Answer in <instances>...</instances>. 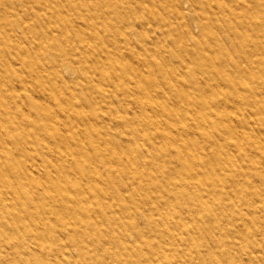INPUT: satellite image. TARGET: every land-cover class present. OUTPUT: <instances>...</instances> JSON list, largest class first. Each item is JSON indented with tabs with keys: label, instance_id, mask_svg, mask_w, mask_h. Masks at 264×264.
Segmentation results:
<instances>
[{
	"label": "rangeland",
	"instance_id": "obj_1",
	"mask_svg": "<svg viewBox=\"0 0 264 264\" xmlns=\"http://www.w3.org/2000/svg\"><path fill=\"white\" fill-rule=\"evenodd\" d=\"M0 55V126L41 177L0 185L24 215L0 212V264H264V0H0ZM32 103L82 138L76 171L27 156Z\"/></svg>",
	"mask_w": 264,
	"mask_h": 264
},
{
	"label": "bare ground",
	"instance_id": "obj_2",
	"mask_svg": "<svg viewBox=\"0 0 264 264\" xmlns=\"http://www.w3.org/2000/svg\"><path fill=\"white\" fill-rule=\"evenodd\" d=\"M120 57L122 58L121 61V74H124V78H128L130 81L134 80L136 77L138 78H143L144 71L137 72V69L133 66L132 60H127L125 58V55L119 52ZM1 56V55H0ZM1 61L5 63V59L1 58ZM150 72V70H149ZM28 74H31L28 72ZM10 76L9 74L6 75L4 73H0V93L5 94L7 91L10 92L12 100L8 103H2L3 107L5 110L1 111L0 110V119L6 120L9 119L10 116H15L16 114V109H13L12 111H9L7 108L9 107H14L16 108L17 105V99H16V91L13 87L10 86ZM30 102H33L30 100ZM35 107H39L43 109V114H41L43 121H42V128H44V133H43V139L44 141H41L38 134L33 131L32 129V121L31 119H28L26 117V121L28 124L31 125V128L26 129L22 132V134L19 136V140L21 141V144L23 147H27L28 154L27 156L29 158H35V157H41L43 161H45V157L42 154V151L39 149L38 142H44L43 143V148H45L49 152H56L59 149L63 150L65 154H69L74 157V161L70 163L71 168L73 171H76L75 164L79 163V158L83 152L82 149V140L81 137L79 136H70L68 133L64 132L61 129H56L55 126L53 125V115L48 110L47 107H45L42 104H36L32 103ZM68 108H70L69 105H67ZM66 107V108H67ZM64 109V112L69 116L68 118H65L62 120V123L64 126L69 127L70 129L75 130L76 133H78V121L76 120L75 114H73L71 109L67 110ZM52 117V118H51ZM51 119V120H50ZM152 121V119H151ZM14 122H18V119H14ZM210 135H208L206 138H208ZM13 134L12 131L6 126H0V185L4 183L10 184L12 189L14 191H17L18 189V183L14 180L12 171L14 167H18L20 170L19 176L22 178L20 185L24 186L28 181L34 180L36 184L40 183L41 180L38 175H34L33 177L30 176V172L28 173L27 171V166L23 163L22 159L18 155V147L17 145L12 142L13 141ZM192 143V142H191ZM29 144V147H28ZM123 151L125 154H128L131 149L128 147H124ZM179 154V153H178ZM183 157L185 156V153L182 152ZM89 158L91 155L88 156ZM76 162V163H75ZM75 163V164H74ZM47 166V165H46ZM58 177V176H56ZM45 179H48L45 177ZM74 190H78L79 188V180L76 179V181L73 183ZM72 189V188H71ZM105 188H100L99 191H104ZM7 196V192L1 189L0 187V212H8L7 206H4L2 204V200L5 199ZM30 201L32 203L38 204L39 202L41 203V199L39 198H31ZM17 205L20 206L18 203ZM21 208V206H20ZM23 208V207H22ZM58 213V212H57ZM8 214L11 216V218L14 221V225L12 226V229H15L18 227L20 224V221L24 218V215L20 211H10ZM90 215L93 216L91 213ZM96 216V215H94ZM31 220L33 221H38L39 219L36 218L35 216H31ZM8 230V228H5Z\"/></svg>",
	"mask_w": 264,
	"mask_h": 264
}]
</instances>
